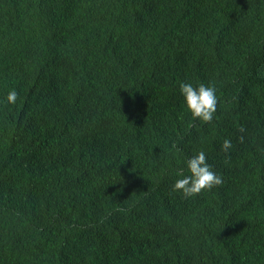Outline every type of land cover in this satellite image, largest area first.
Returning <instances> with one entry per match:
<instances>
[{
    "label": "trees",
    "instance_id": "trees-1",
    "mask_svg": "<svg viewBox=\"0 0 264 264\" xmlns=\"http://www.w3.org/2000/svg\"><path fill=\"white\" fill-rule=\"evenodd\" d=\"M179 81L216 87L210 124ZM12 88L0 264H264V0H0ZM200 150L222 183L182 199Z\"/></svg>",
    "mask_w": 264,
    "mask_h": 264
},
{
    "label": "clouds",
    "instance_id": "clouds-1",
    "mask_svg": "<svg viewBox=\"0 0 264 264\" xmlns=\"http://www.w3.org/2000/svg\"><path fill=\"white\" fill-rule=\"evenodd\" d=\"M179 93L183 98V107L190 113L193 120L210 124L214 120L217 110L218 96L214 85L179 81ZM18 93L15 88L10 89L7 95L0 99V106L15 105ZM232 147L229 139H225L221 146L223 152ZM177 179L172 184V190L179 193L182 199H189L202 191L211 190L222 183V178L217 174L205 151L200 150L183 161L181 170L177 173Z\"/></svg>",
    "mask_w": 264,
    "mask_h": 264
}]
</instances>
